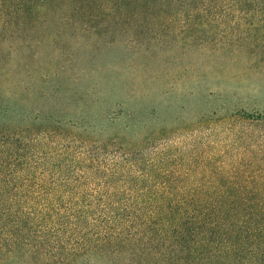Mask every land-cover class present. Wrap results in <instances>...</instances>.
I'll use <instances>...</instances> for the list:
<instances>
[{
  "label": "trees",
  "instance_id": "1",
  "mask_svg": "<svg viewBox=\"0 0 264 264\" xmlns=\"http://www.w3.org/2000/svg\"><path fill=\"white\" fill-rule=\"evenodd\" d=\"M146 25L224 46L221 28L264 33V0H0V264H264V166L201 165L168 145L145 160L168 132L135 111L120 132L121 114H89L117 86L83 84L89 73L61 57ZM55 139L123 160L59 179L44 162Z\"/></svg>",
  "mask_w": 264,
  "mask_h": 264
},
{
  "label": "rangeland",
  "instance_id": "2",
  "mask_svg": "<svg viewBox=\"0 0 264 264\" xmlns=\"http://www.w3.org/2000/svg\"><path fill=\"white\" fill-rule=\"evenodd\" d=\"M184 21L180 19L179 23L185 25ZM148 26L112 30L91 45L83 38L63 56L57 54L71 62L74 73H89L83 84H116L118 93L111 96L104 92L103 102L93 105L89 114L108 110L105 119L121 114L115 121L120 132L128 124V115L135 111L136 119L147 126L148 132L166 130V139L143 153L145 160L168 145L201 165L220 167L245 161L255 168L264 166V33L221 36L225 30L221 28L217 39L230 42L218 47L204 42L195 45L191 41L194 39L187 40L189 36L179 29L164 33L150 31ZM238 39L244 44L234 41ZM239 113L247 118L241 119ZM237 119L241 120L233 121ZM105 123L102 120L96 125ZM171 130L174 133H169ZM137 136L135 130L126 141L134 144ZM89 138L99 139L101 135ZM79 148L72 141L55 139L46 149L50 159L44 162L53 172L59 167L58 178L63 179L88 174L90 168L108 173L123 160L122 153L115 149L99 151L96 144L87 151Z\"/></svg>",
  "mask_w": 264,
  "mask_h": 264
}]
</instances>
